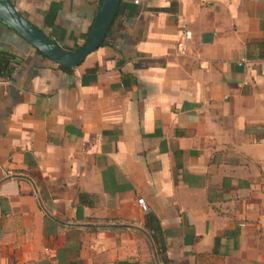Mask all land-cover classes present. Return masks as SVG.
I'll list each match as a JSON object with an SVG mask.
<instances>
[{"label": "crops", "instance_id": "crops-1", "mask_svg": "<svg viewBox=\"0 0 264 264\" xmlns=\"http://www.w3.org/2000/svg\"><path fill=\"white\" fill-rule=\"evenodd\" d=\"M8 1L66 51L100 3ZM110 28L65 68L0 22V264H264V0H122Z\"/></svg>", "mask_w": 264, "mask_h": 264}, {"label": "water", "instance_id": "water-1", "mask_svg": "<svg viewBox=\"0 0 264 264\" xmlns=\"http://www.w3.org/2000/svg\"><path fill=\"white\" fill-rule=\"evenodd\" d=\"M122 0H100L92 27L84 43L74 51H66L29 23L8 0H0V22L56 64L71 68L79 66L105 41Z\"/></svg>", "mask_w": 264, "mask_h": 264}, {"label": "trees", "instance_id": "trees-1", "mask_svg": "<svg viewBox=\"0 0 264 264\" xmlns=\"http://www.w3.org/2000/svg\"><path fill=\"white\" fill-rule=\"evenodd\" d=\"M13 63L14 59L12 57L7 54H0V79L8 78L10 76ZM146 226L152 232H157L160 229L159 224L153 215H147Z\"/></svg>", "mask_w": 264, "mask_h": 264}, {"label": "built area", "instance_id": "built-area-1", "mask_svg": "<svg viewBox=\"0 0 264 264\" xmlns=\"http://www.w3.org/2000/svg\"><path fill=\"white\" fill-rule=\"evenodd\" d=\"M177 49L180 53L184 51V41L178 43ZM0 83H8V78L0 79ZM137 203L143 212H148V207L143 199H138Z\"/></svg>", "mask_w": 264, "mask_h": 264}]
</instances>
